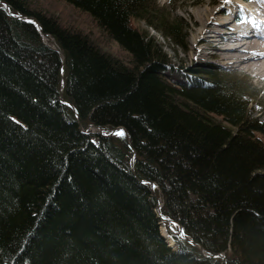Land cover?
I'll list each match as a JSON object with an SVG mask.
<instances>
[{"label":"trees","instance_id":"16d2710c","mask_svg":"<svg viewBox=\"0 0 264 264\" xmlns=\"http://www.w3.org/2000/svg\"><path fill=\"white\" fill-rule=\"evenodd\" d=\"M66 1L132 60L26 0H0V264H264V121L249 113L259 91L214 65L191 69L194 87L165 78L169 54L132 22L184 48L188 27L156 16L157 0ZM17 15L34 16L65 58ZM160 204L183 228L168 226L176 248Z\"/></svg>","mask_w":264,"mask_h":264},{"label":"rangeland","instance_id":"374dc122","mask_svg":"<svg viewBox=\"0 0 264 264\" xmlns=\"http://www.w3.org/2000/svg\"><path fill=\"white\" fill-rule=\"evenodd\" d=\"M197 1L198 0H159L157 2L158 8L155 11L156 16L158 15L160 18L165 17L166 19L171 20V22L180 20L187 24L188 28L186 29V32L188 39L185 48L183 46L175 44L173 41L169 40L170 38H164L162 31L152 28L148 24V22L144 20H137V22L133 20L132 25L139 27V29L143 31L148 30L151 35L155 36L157 40L164 46V50L169 54L172 64L176 67H181L183 70L187 71V73H190L189 69H197L201 67V63L207 62L216 66L225 67L228 72H233V74H237L245 81L250 82L253 87H255L259 91V97L255 99L252 98L251 100L252 105H250L249 110L250 117H259L261 121H264V81L260 77H256L259 76L256 71L254 72L238 65L226 64L220 61L218 57L213 56L211 54L212 49H210V41H208L209 37H207L212 32L207 35L208 32H206V30L202 33H199L198 31L202 28L203 20H201V17L204 16V13L207 10L210 11L216 9L215 13L213 14L215 18L216 15L218 16L219 12L223 10V8H221L220 6L224 5V0ZM26 2L30 4V8L35 11H40L46 17H54L59 22L62 28H68L69 30H75L87 34L89 38L94 41L102 50L112 54L115 57L120 58L122 61L128 64L131 63V54L124 50L117 41L112 39L107 31L102 29L97 20L89 12H85L73 6L66 0H26ZM212 27H214V30L217 26L215 24L210 25L208 30L212 29ZM203 37L207 38V40H203ZM46 41L47 43L53 45L52 39H46ZM233 44L236 43L231 42V44H228L223 42V46ZM202 47L204 48V51H201ZM252 73H254L256 76ZM165 75L166 77L173 80H176V78H179L180 81H182V78L186 80V78L180 77L177 73H173V78L169 76V74L167 75V72H165ZM60 97L63 98L62 94ZM68 104L72 108H75L73 104ZM121 129L125 132L124 136H126L127 138L129 137L128 139H130V134L127 131V128L123 126L114 128H101L100 125L95 126L94 124H89L86 128L83 127V131L85 132L96 133L98 136L103 137L118 138L122 137L116 134ZM100 131L101 134H99ZM97 138L99 139V137ZM133 147L134 146L132 145V155L134 156L136 149ZM135 163L136 161L132 159L131 166H133ZM152 189L155 192V188L152 187ZM167 219L170 218L164 215L163 222H161L163 225H165L163 227H166L168 230L169 226L172 231L179 235L180 228L176 229L177 224ZM173 247L175 248L176 246ZM204 254L208 256L207 253ZM227 255V253L224 254L222 252L217 256L220 257L221 260H223L225 257H227Z\"/></svg>","mask_w":264,"mask_h":264},{"label":"bare ground","instance_id":"6f19581e","mask_svg":"<svg viewBox=\"0 0 264 264\" xmlns=\"http://www.w3.org/2000/svg\"><path fill=\"white\" fill-rule=\"evenodd\" d=\"M261 8H264V4H260ZM250 13H248V17H251V14L253 11H255V8L249 7ZM216 9L213 10H207L204 13V16L201 17L202 21V28L199 31V33L204 32L209 28L210 25H213V18L214 13ZM223 11V10H222ZM256 12H261L264 15V11L261 9L257 10ZM259 14V13H258ZM26 18H34V20H37L34 16H24ZM252 23L251 28H253L256 23H258V20L255 18L249 19ZM231 18L228 19H219L217 21V24H215L217 27L212 30V33L209 34L207 37H209L210 46L212 48L211 54L213 56H216L220 59V61L231 64V65H238L242 66L248 70L256 71L259 77L264 81V37H257L253 38V36L247 35L246 30L247 28L244 27H237V26H231L232 24ZM250 28V29H251ZM214 32V33H213ZM260 34H264L263 31L259 30ZM246 36L244 37V35ZM48 40H51L52 38H47ZM203 40H207V38L203 37ZM53 44L54 40L52 39ZM225 42L228 44H231V42L236 43L233 45L228 46H222L220 43ZM204 48L202 47L201 51ZM200 51V52H201ZM113 136V135H112ZM157 212L159 216L164 219V214L161 211V204L157 209ZM165 225H161V230L163 231L164 236L167 237V239L170 241V244L173 245L174 241L171 236V233L168 232L166 227H163ZM182 229V226H180V230Z\"/></svg>","mask_w":264,"mask_h":264},{"label":"water","instance_id":"95a60500","mask_svg":"<svg viewBox=\"0 0 264 264\" xmlns=\"http://www.w3.org/2000/svg\"><path fill=\"white\" fill-rule=\"evenodd\" d=\"M22 17H24V16H22ZM24 18H26V17H24ZM26 19H28V20H34V18H32V17H30V18H26ZM34 21H36L35 23L39 26V28H41V25H40V22L38 21V20H34ZM41 33H42V35L46 38H51V36L49 35V34H47V33H45L42 29H41ZM54 46L56 47V48H58L59 49V46H58V44L56 43V42H54ZM61 100H63V98H61Z\"/></svg>","mask_w":264,"mask_h":264},{"label":"snow or ice","instance_id":"6c2138e0","mask_svg":"<svg viewBox=\"0 0 264 264\" xmlns=\"http://www.w3.org/2000/svg\"><path fill=\"white\" fill-rule=\"evenodd\" d=\"M27 22H30V23H35L34 21H27ZM116 134L120 135V136H124L125 135V132L124 130H119ZM153 187H155V185H153Z\"/></svg>","mask_w":264,"mask_h":264}]
</instances>
